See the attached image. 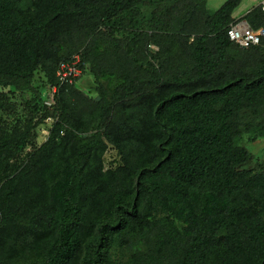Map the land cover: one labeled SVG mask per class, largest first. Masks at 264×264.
Segmentation results:
<instances>
[{
    "label": "trees",
    "instance_id": "obj_1",
    "mask_svg": "<svg viewBox=\"0 0 264 264\" xmlns=\"http://www.w3.org/2000/svg\"><path fill=\"white\" fill-rule=\"evenodd\" d=\"M146 1L176 2L167 24L187 15L177 31L154 36L157 52L147 54L141 44L125 47L99 32L103 20ZM239 3L227 0L208 15L202 4L183 0H0V86L6 85L1 79L28 80L40 69L48 89L61 62L79 55L85 64L81 75L55 94L54 111L65 124L55 125L12 176L5 161L42 121L10 135L0 126V264H70L76 257L84 216L75 193L83 181L95 191L100 187L103 142L117 150L124 167L104 189L110 203L93 220L99 237L88 264L106 263L112 231L149 226L146 197L166 188L142 186L140 180L155 164L178 200L193 191L209 193L230 211L200 220L180 264H207L213 254L217 264H235L245 243L256 254L245 264H264V165L244 169L251 154L235 145L243 135L264 139V38L246 49L229 40ZM247 18L253 30H264L260 7ZM144 62L156 67L148 70ZM67 93L77 94L89 113ZM6 110L11 105L0 93V113ZM94 123L96 134L82 137ZM61 145L68 175L62 198L48 202L42 192L45 162ZM133 179L143 187L138 195ZM49 230L53 246L38 254ZM9 246L14 254L4 252Z\"/></svg>",
    "mask_w": 264,
    "mask_h": 264
},
{
    "label": "rangeland",
    "instance_id": "obj_2",
    "mask_svg": "<svg viewBox=\"0 0 264 264\" xmlns=\"http://www.w3.org/2000/svg\"><path fill=\"white\" fill-rule=\"evenodd\" d=\"M187 3L203 5L206 13L212 15L227 0H183ZM175 1L160 3L146 1L134 9L102 21L99 32L120 39L125 47H134L141 44L147 54L158 51L154 36L164 31H177L187 20V15L174 18L170 24L166 23L167 12L175 5ZM264 0H240L239 5L232 13L233 21L248 20V16L254 9H259ZM153 63V64H152ZM141 63L143 67L151 70L156 63ZM6 84L0 86V93H4L11 110L0 113V126L5 135L13 131H22L27 124L35 127L32 137L18 150L16 155L5 161L8 165V175L16 174L26 163L32 153L38 150L41 144L49 137L55 125L62 127L65 123L59 122V117L54 111L56 95L53 100L47 96V79L40 69L33 72L28 80L15 78L1 79ZM21 87H25L21 89ZM77 94L67 97L80 102L79 108L83 113H89L90 106L76 98ZM94 123L89 132L82 131V137L96 134ZM62 135V134H61ZM236 146L245 147L251 154V160L244 169H253L264 165V139L255 135H243L235 142ZM101 155L103 177L99 180L101 185L95 191L91 183L83 181L76 191L84 223L80 227L81 246L76 257L70 264H88L93 256L91 245L99 237L93 220L109 207L110 194L105 192L109 185H113L115 175L122 171L124 163L121 156L113 146L103 142ZM68 175V155L63 151L62 145L56 150L51 159L45 162L43 179L45 186L42 192L48 202L60 200L64 191L66 177ZM141 185L150 183L165 184L164 191L146 197L149 203V226L142 230L131 232L128 230L112 231L110 245L105 264H180L190 241L199 230L201 219L215 217L217 211L223 210L230 213L226 205L209 193L193 191L187 200H178L167 187L164 174L158 164L149 167L142 179ZM136 185L133 179L135 195L143 191V187ZM103 189V191L101 190ZM248 233V231H247ZM223 233L222 235H224ZM53 232L49 230L46 236L37 246L38 254H47L53 246ZM12 246L4 252L14 254ZM256 254L251 253L245 243L235 264H245L254 261ZM216 255H211L207 264H217Z\"/></svg>",
    "mask_w": 264,
    "mask_h": 264
},
{
    "label": "built area",
    "instance_id": "obj_3",
    "mask_svg": "<svg viewBox=\"0 0 264 264\" xmlns=\"http://www.w3.org/2000/svg\"><path fill=\"white\" fill-rule=\"evenodd\" d=\"M260 10L264 14V3L260 5ZM227 35L231 42L246 49L260 44L261 39L264 38V30L255 31L247 21L238 20L229 26ZM84 65L79 55H74L70 60L60 63L55 73L56 83L48 87L47 96L50 97V100L54 99L59 87L64 84H71L75 78L81 75Z\"/></svg>",
    "mask_w": 264,
    "mask_h": 264
},
{
    "label": "water",
    "instance_id": "obj_4",
    "mask_svg": "<svg viewBox=\"0 0 264 264\" xmlns=\"http://www.w3.org/2000/svg\"><path fill=\"white\" fill-rule=\"evenodd\" d=\"M241 49H244V48H241Z\"/></svg>",
    "mask_w": 264,
    "mask_h": 264
}]
</instances>
